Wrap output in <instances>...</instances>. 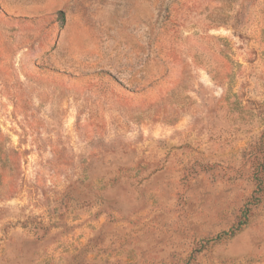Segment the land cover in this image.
Wrapping results in <instances>:
<instances>
[{"label":"rangeland","instance_id":"1","mask_svg":"<svg viewBox=\"0 0 264 264\" xmlns=\"http://www.w3.org/2000/svg\"><path fill=\"white\" fill-rule=\"evenodd\" d=\"M263 163L264 0H0V264H264Z\"/></svg>","mask_w":264,"mask_h":264},{"label":"trees","instance_id":"2","mask_svg":"<svg viewBox=\"0 0 264 264\" xmlns=\"http://www.w3.org/2000/svg\"><path fill=\"white\" fill-rule=\"evenodd\" d=\"M59 16H60V18H63L64 17V15H63V12H61L60 14H59ZM264 164V163H263ZM263 177H264V173H263ZM263 177H259V180H260V186L262 185V184H264V182L262 181L263 179ZM241 227L242 226H240L237 230H232L230 233H226L229 237L228 238H232L233 236H235L236 235V233L238 232V230H240L241 229Z\"/></svg>","mask_w":264,"mask_h":264}]
</instances>
